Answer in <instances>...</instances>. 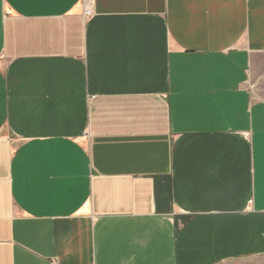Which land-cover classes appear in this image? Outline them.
I'll return each instance as SVG.
<instances>
[{"label": "crops", "instance_id": "crops-1", "mask_svg": "<svg viewBox=\"0 0 264 264\" xmlns=\"http://www.w3.org/2000/svg\"><path fill=\"white\" fill-rule=\"evenodd\" d=\"M0 264H264V0H0Z\"/></svg>", "mask_w": 264, "mask_h": 264}, {"label": "built area", "instance_id": "built-area-1", "mask_svg": "<svg viewBox=\"0 0 264 264\" xmlns=\"http://www.w3.org/2000/svg\"><path fill=\"white\" fill-rule=\"evenodd\" d=\"M85 15H86L87 17H90V16L93 15V12H92V10H91L90 7H87L86 12H85ZM94 98H95V96L90 97V99H94Z\"/></svg>", "mask_w": 264, "mask_h": 264}]
</instances>
